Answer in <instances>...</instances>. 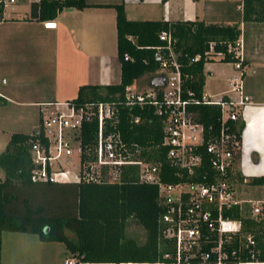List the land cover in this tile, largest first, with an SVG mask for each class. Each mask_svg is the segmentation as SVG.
Here are the masks:
<instances>
[{"label":"built area","instance_id":"2783aa9c","mask_svg":"<svg viewBox=\"0 0 264 264\" xmlns=\"http://www.w3.org/2000/svg\"><path fill=\"white\" fill-rule=\"evenodd\" d=\"M16 3L17 0H0V20ZM55 26L54 21L44 22L45 28ZM159 40L162 44L154 47L153 58L158 65L154 76L164 75V86L139 90L128 85L122 98L116 100L37 103V133L41 138L30 146V179L117 184L133 178L142 184L156 185L162 210L158 218L160 236L172 245V252H166L163 258L174 264H191L193 260L264 264V253L259 247L264 231L255 232L245 223L247 219L264 221V199L247 198V185L237 180L234 153L241 151V140L227 125L228 121L242 119V110L250 103L242 93L243 55L239 43L234 50L239 59L234 64L238 73L229 85L236 98H212L203 93L198 100L185 85L187 77L177 62L176 40L171 32L160 33ZM205 54L217 60L224 57L222 53H213L212 43ZM199 103L218 106L217 134H212L211 127L199 120L197 110L193 109ZM133 107L153 109L159 121L161 141L155 146L157 159L150 147L142 148L126 140L118 128L121 110ZM130 121L136 124L141 119L132 116ZM92 123L93 134L84 141L83 131ZM165 175L175 181H163ZM197 178L201 180L196 181ZM206 246L208 250H204ZM245 254L250 256L249 262L242 260ZM64 264L81 262L70 256Z\"/></svg>","mask_w":264,"mask_h":264},{"label":"trees","instance_id":"16d2710c","mask_svg":"<svg viewBox=\"0 0 264 264\" xmlns=\"http://www.w3.org/2000/svg\"><path fill=\"white\" fill-rule=\"evenodd\" d=\"M241 22L264 21V0H241ZM87 7L113 8L115 10L117 61L120 76L117 83L100 85L87 84L78 87L75 98L68 100L81 104L87 100L121 99L124 88L138 78L155 75L158 68L154 61V47L162 44L159 34L171 32L176 40L174 51L185 85L201 100L204 93V64L215 61L205 54L209 44L213 53H222L221 63L239 62L234 50L239 43L241 30L237 23L221 25L205 23L203 20H128L124 10V0L117 4L88 5L85 0H37L31 2L28 21H53L64 9L82 10ZM230 46V49H229ZM127 56V60H125ZM199 56L197 60H194ZM241 66L245 61L241 60ZM199 120L205 127H211L217 134L220 127L217 105L199 103L193 106ZM140 117L139 123L131 122V117ZM229 129L241 140L243 119L228 121ZM118 128L123 137L142 148H151L156 157L155 146L161 141V129L153 109L133 107L122 109ZM95 124L86 126L84 141L93 134ZM41 138L37 129L31 134L11 133L6 150L0 154V167L5 177L0 178V237L2 232H30L42 242L64 244L70 256L81 263H173L163 258L172 252L171 243H165L158 226L161 207L156 185L142 184L125 178L117 184L49 183L34 182L30 179V146ZM240 150L234 153L235 162ZM167 172L170 170L165 167ZM209 171V167H207ZM240 183L251 187H261L264 199V176L245 177L235 168ZM211 172V170H210ZM200 181V178L195 179ZM163 181H175L165 175ZM133 219L145 232L144 241L126 236L127 222ZM246 226L255 232L264 231V221L256 223L245 220ZM47 229L46 232L44 230ZM72 231L76 240H70L65 231ZM264 240V235H262ZM260 248L264 253V241ZM206 246L204 250H208ZM250 261L249 254L242 258ZM192 261L191 264H199ZM214 264L212 260L206 262ZM226 264H236L229 261Z\"/></svg>","mask_w":264,"mask_h":264},{"label":"crops","instance_id":"0c3cea01","mask_svg":"<svg viewBox=\"0 0 264 264\" xmlns=\"http://www.w3.org/2000/svg\"><path fill=\"white\" fill-rule=\"evenodd\" d=\"M85 1L88 5L120 2ZM239 2L241 0H124V10L126 18L133 21L203 20L205 23L221 25L238 24L241 30L239 51L245 61L242 66V93L249 98L250 103L242 110L244 128L236 167L245 177H260L264 176V21L241 22L242 8ZM30 4L28 14H21L16 8L21 4L17 2L0 20V77L14 73L21 82L41 79L46 82V86L34 84L23 88L17 94L21 101L13 103L19 107L38 109L37 103L59 101L65 88L77 95L79 86L107 85L119 81L120 64L117 61L113 8L64 9L53 20L55 28L48 29L44 27V22L26 20ZM153 15L156 17H151ZM14 59L15 64L9 66V62ZM221 65L229 66V72L219 68ZM38 70L42 73L39 74ZM203 70V92L206 96L236 98L229 86L230 80L238 73L234 64L212 61L205 63ZM210 82L216 84L215 87L210 88ZM4 83L0 100L3 103L11 102L13 99L3 93L8 92L7 79H4ZM68 100L71 99L65 101ZM68 257L70 255L62 243L42 242L28 231L1 233L0 264H64Z\"/></svg>","mask_w":264,"mask_h":264},{"label":"rangeland","instance_id":"374dc122","mask_svg":"<svg viewBox=\"0 0 264 264\" xmlns=\"http://www.w3.org/2000/svg\"><path fill=\"white\" fill-rule=\"evenodd\" d=\"M18 0V4L20 6L16 7L18 10L21 11V14L26 15L28 14V4L34 0ZM24 2V3H23ZM25 13V14H24ZM151 17H156L155 15ZM16 59L9 62V66L11 63L16 62ZM217 61V59H213ZM15 64V63H14ZM219 68L225 70V72H229L230 67L227 65H221ZM39 74L42 73L41 70H38ZM153 74L144 75L137 80L134 81L133 85L139 90L146 89L149 87L148 82L152 78ZM4 79H7V88L8 92H3L8 95L11 102L3 103L0 100V154L3 153L9 142V137L11 133H24V134H31L33 133L39 126V109L30 108V107H19L13 101H21V98L17 96L18 93L21 92L23 88H28L33 86L34 84L41 86H46V82L44 83L43 80H36V81H29V80H21L17 79V76L14 73H10L8 76L1 78L0 77V90L2 91V86H4ZM18 80V81H17ZM216 84L210 82L209 87L213 88ZM61 85L60 87H62ZM212 86V87H211ZM43 88V87H42ZM63 88V87H62ZM65 88V87H64ZM208 92V90L206 91ZM76 97V93L74 91H70L68 88H65L63 96L60 98L59 101H65L66 99H72ZM5 177L4 170L0 167V178L3 179ZM246 194L247 198L253 200H260L263 199V190L261 187H246ZM67 237L75 241L76 237L72 231H65ZM126 236L135 238L139 243L144 241L145 232L141 226H139L133 219H130L127 222L126 226Z\"/></svg>","mask_w":264,"mask_h":264},{"label":"water","instance_id":"95a60500","mask_svg":"<svg viewBox=\"0 0 264 264\" xmlns=\"http://www.w3.org/2000/svg\"><path fill=\"white\" fill-rule=\"evenodd\" d=\"M148 85L150 87L164 86L165 85V77H164V75L152 77L149 80ZM46 231H47V229L44 230V232H46Z\"/></svg>","mask_w":264,"mask_h":264}]
</instances>
